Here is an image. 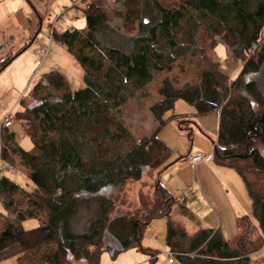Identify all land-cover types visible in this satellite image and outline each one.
Returning <instances> with one entry per match:
<instances>
[{"label": "trees", "instance_id": "trees-1", "mask_svg": "<svg viewBox=\"0 0 264 264\" xmlns=\"http://www.w3.org/2000/svg\"><path fill=\"white\" fill-rule=\"evenodd\" d=\"M83 1L86 26L54 37L84 68L85 86L73 90L51 70L16 112L33 146L24 148L11 126L0 131L1 163L25 167L35 183L29 189L0 175V263L99 264L105 251L115 257L131 248L157 259L144 232L155 219L170 217L176 201L159 177L174 162L159 132L183 99L195 112L179 120L181 129L183 122L200 127L199 116L220 112L217 137L207 134L214 159L241 176L252 213L239 217L233 239L210 227L189 233L169 220L166 243L182 264H264L253 258L264 248V0H116L119 8ZM113 14L137 33L112 26ZM218 43L239 65L232 75L208 54ZM151 85L156 97L148 108L157 124L137 134L122 108L130 101L144 106ZM146 176L152 191H141L137 206L124 211L125 188ZM90 204L95 216L86 230L75 231L74 217ZM27 218L40 224L25 228Z\"/></svg>", "mask_w": 264, "mask_h": 264}, {"label": "rangeland", "instance_id": "rangeland-1", "mask_svg": "<svg viewBox=\"0 0 264 264\" xmlns=\"http://www.w3.org/2000/svg\"><path fill=\"white\" fill-rule=\"evenodd\" d=\"M106 5L109 8H119L121 3L116 0H106ZM83 7V2L74 5V0H0V65L11 55L16 54L17 49L27 44V47L0 71V122L9 109L14 108L15 114L21 109L20 99L29 97L33 86L51 70L60 71L73 90L85 86L84 68L74 54L54 37V31L59 32L71 27L82 29L86 26ZM62 10L66 11L69 18L74 16L75 19L70 22L59 19L53 27L56 15ZM110 23L128 35H135L138 31L137 29L126 31L123 19L116 14L112 15ZM48 47V55L42 61V57L36 54V50ZM208 54L217 58L221 62L223 70L230 75L231 71L238 67L236 62L227 59V50L223 43H218L214 49L209 47ZM228 62H232L234 66L229 65ZM149 89L152 93L151 99L144 106L140 107L135 101H130L122 108L126 123L137 134L151 131L157 124L148 108L149 102L156 97V90L153 85ZM192 112H195L193 105L183 99H178L174 109L170 110L167 116L178 115L171 118L159 132L160 137L172 150H175L176 153H173L172 157L179 156L181 161L187 159L182 155H186L189 149L194 146L192 140L195 138L199 145L208 148L212 143L205 135H201L202 137L199 138L196 136L199 130L195 124L183 122L184 129L179 126V120L185 117V114L189 115ZM189 126L193 128L194 132L188 128ZM10 129L15 132L16 140L24 148L30 149L33 146L32 139L16 116ZM190 131H192V137L189 136ZM1 164L3 167L4 164ZM5 173L29 189L35 187V183L29 178L25 167L18 165L16 168H6ZM152 180L146 176L141 181H133L127 185L124 190V211L137 206L141 191L146 194L152 191L150 190L152 189L150 186ZM182 197L179 193L170 217L155 219L144 232L143 243L158 252L157 259L151 261L150 254L131 248L120 252L115 257L105 251L100 256L99 264H182L177 258L175 262L169 261V247L166 245L165 239L169 220L187 231H194L198 226L199 217L191 212L189 202L186 204L187 198ZM4 209L0 200V210ZM95 211L94 204L83 205L73 219V229L77 232L86 230L90 219L96 214ZM39 224L40 220L37 218H27L22 221L25 228H33ZM253 258H264V248L254 253ZM0 264H17V262L16 258H9Z\"/></svg>", "mask_w": 264, "mask_h": 264}, {"label": "crops", "instance_id": "crops-1", "mask_svg": "<svg viewBox=\"0 0 264 264\" xmlns=\"http://www.w3.org/2000/svg\"><path fill=\"white\" fill-rule=\"evenodd\" d=\"M80 2L84 3L83 0H74V5H78ZM74 19L75 17L72 16L69 21L65 22ZM20 49H17L16 53ZM15 57L16 54L9 61L11 62ZM227 59L236 62L232 58ZM228 63L234 66L232 62ZM236 64L238 65L237 62ZM238 67L231 71V75L237 71ZM219 118V111L199 116L197 123L200 127H197L199 131L196 136L198 138L202 137L201 135L208 137V134L216 138L219 131ZM192 142L197 148L192 146L186 155H182L186 156V160L181 161L180 157L176 155L174 158L172 157L174 162L160 173V180L176 199L179 193L183 196L182 198H187L186 204L189 202L191 212L199 217L196 230L202 227L219 229L226 238L233 239L240 232L239 217L252 213V202L245 183L234 168L218 163L213 156L198 164L191 163L188 159L189 154L198 151L207 155L214 154L212 140L209 148L199 145L196 138ZM171 151L172 154L176 153L175 150L171 149ZM194 231L188 232L193 233Z\"/></svg>", "mask_w": 264, "mask_h": 264}, {"label": "built area", "instance_id": "built-area-1", "mask_svg": "<svg viewBox=\"0 0 264 264\" xmlns=\"http://www.w3.org/2000/svg\"><path fill=\"white\" fill-rule=\"evenodd\" d=\"M59 19H62L64 21H69L70 18L67 16V13L65 12V10L60 11L56 15V17L53 21V27L55 26L56 22ZM48 51H49V47L48 48H42L40 50H36V54L41 56L42 61H43L47 57ZM15 116H16V114H15L14 108L9 109L5 113L3 119L0 122V131H1L2 127H10L13 124ZM212 156L214 157V154L213 155H207L204 152L198 151V152L189 154L188 159L191 161V163L198 164L201 161L208 160V159L212 158ZM5 169H6V167L5 166L2 167V164L0 161V175L1 176L5 174ZM168 254H169V261L170 262H173L174 260H176L177 257H176L175 252H173L172 250L169 249Z\"/></svg>", "mask_w": 264, "mask_h": 264}, {"label": "water", "instance_id": "water-1", "mask_svg": "<svg viewBox=\"0 0 264 264\" xmlns=\"http://www.w3.org/2000/svg\"><path fill=\"white\" fill-rule=\"evenodd\" d=\"M12 59V58H11ZM8 62H10V61H8Z\"/></svg>", "mask_w": 264, "mask_h": 264}]
</instances>
